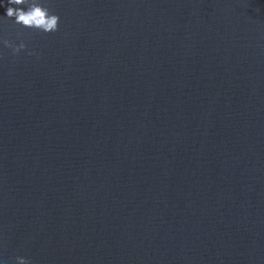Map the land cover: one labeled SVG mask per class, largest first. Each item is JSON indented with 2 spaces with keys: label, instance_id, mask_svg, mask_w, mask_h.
Wrapping results in <instances>:
<instances>
[{
  "label": "water",
  "instance_id": "1",
  "mask_svg": "<svg viewBox=\"0 0 264 264\" xmlns=\"http://www.w3.org/2000/svg\"><path fill=\"white\" fill-rule=\"evenodd\" d=\"M42 3L0 0V264H264V0Z\"/></svg>",
  "mask_w": 264,
  "mask_h": 264
},
{
  "label": "clouds",
  "instance_id": "2",
  "mask_svg": "<svg viewBox=\"0 0 264 264\" xmlns=\"http://www.w3.org/2000/svg\"><path fill=\"white\" fill-rule=\"evenodd\" d=\"M8 4L12 6L7 7L6 16L14 18V23L44 33L59 30L60 16L52 12L49 7L42 3V0H8ZM3 43L7 48L12 49L13 54H18L27 47L23 40L19 44H15L11 40L4 39ZM29 54L35 55L36 53L32 51ZM2 55L3 53H0V56ZM17 260L19 264H31V261L24 257H17Z\"/></svg>",
  "mask_w": 264,
  "mask_h": 264
}]
</instances>
